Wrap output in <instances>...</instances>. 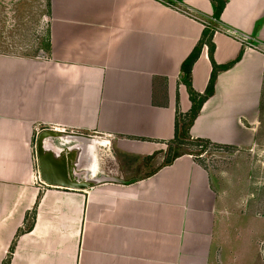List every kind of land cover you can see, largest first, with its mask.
Returning <instances> with one entry per match:
<instances>
[{
  "label": "crops",
  "instance_id": "obj_1",
  "mask_svg": "<svg viewBox=\"0 0 264 264\" xmlns=\"http://www.w3.org/2000/svg\"><path fill=\"white\" fill-rule=\"evenodd\" d=\"M226 1L215 19L211 0H49L47 49L0 51V264H264V215L243 212L238 170L215 174L194 154L169 162L163 151L192 107L182 64L212 21L214 60L232 64L189 134L261 153L264 54L237 36L264 48V0ZM13 2L40 18L44 2ZM212 70L205 45L197 92ZM43 130L106 142L113 164L98 150L94 175L116 181L46 183L35 160Z\"/></svg>",
  "mask_w": 264,
  "mask_h": 264
},
{
  "label": "rangeland",
  "instance_id": "obj_2",
  "mask_svg": "<svg viewBox=\"0 0 264 264\" xmlns=\"http://www.w3.org/2000/svg\"><path fill=\"white\" fill-rule=\"evenodd\" d=\"M14 2L13 0H0V51L34 55L47 49L49 0H39V3L44 2L43 10L39 11L40 18L35 19L30 11L32 5L25 3L26 9L24 12L26 13H22L18 10L17 3L14 5ZM18 13H20V17H18ZM262 132L263 139L260 140L258 148L261 151L260 154L251 151L249 154L240 156L233 149L214 144L201 149L199 146H192L187 141H184L183 144L171 141L166 142L165 145L163 144L165 161L177 154L191 152L215 174L219 173L226 176L223 171L230 172L232 168L238 170L237 174L240 181L234 183V187H236V189L234 188V196L236 198L242 197L244 200L243 212L246 214L260 212L264 215V120ZM93 135L89 134L91 137ZM98 150L108 166L112 165L113 162L109 159L111 157L110 152L105 147H100ZM35 154H37V151ZM239 160L244 163V167L237 166L236 163ZM229 186H231L229 189L233 187L230 183ZM249 220L247 219V226L251 225L252 228L253 226L256 228L257 224H250ZM262 225L264 226V224ZM261 243V245H264V241Z\"/></svg>",
  "mask_w": 264,
  "mask_h": 264
},
{
  "label": "water",
  "instance_id": "obj_3",
  "mask_svg": "<svg viewBox=\"0 0 264 264\" xmlns=\"http://www.w3.org/2000/svg\"><path fill=\"white\" fill-rule=\"evenodd\" d=\"M61 138L70 144L63 147L56 142ZM93 143L94 139L89 135L43 130L36 141L41 178L48 184L73 189H86L102 182L116 181L112 176H96L92 172L94 155L90 147ZM65 165L68 166L67 172Z\"/></svg>",
  "mask_w": 264,
  "mask_h": 264
},
{
  "label": "trees",
  "instance_id": "obj_4",
  "mask_svg": "<svg viewBox=\"0 0 264 264\" xmlns=\"http://www.w3.org/2000/svg\"><path fill=\"white\" fill-rule=\"evenodd\" d=\"M214 6V14L213 17L215 19H220L221 15L226 6V0H211ZM212 25L205 27L202 33V37L198 44L195 46L193 51L190 55L184 60L182 64V71L185 73L184 81L186 82L190 94V99L192 101V107L189 112L185 114H179V118H177L176 123V134L174 141L178 142L179 144H183L184 141H187L192 146H199L201 149H205L208 145L213 144L210 140H206L203 138H192L189 134V130L191 125L193 124L195 118L199 114L201 107L203 106L204 102L214 93L215 90V80L217 77V73L220 69H224L229 67L231 64L226 65H218L213 57L215 44L213 42V36L215 33V26L211 22ZM207 45L209 47V56L213 64V70L210 78L209 85L204 93L197 92L193 86L191 81V72L194 63L199 58L203 47ZM216 145V144H214ZM219 146V145H217ZM222 147V146H221ZM184 153H191V152H183L180 154L175 155L169 162H171L174 158L184 154ZM193 154V153H191ZM195 155V154H194ZM16 242L14 241L11 246V252L15 247ZM9 261V260H8ZM7 261V262H8ZM5 262V264L7 263Z\"/></svg>",
  "mask_w": 264,
  "mask_h": 264
},
{
  "label": "built area",
  "instance_id": "obj_5",
  "mask_svg": "<svg viewBox=\"0 0 264 264\" xmlns=\"http://www.w3.org/2000/svg\"><path fill=\"white\" fill-rule=\"evenodd\" d=\"M211 22H212V21H205V26H206V25H207V26L212 25ZM219 30H221V28H217V27H215V32H216V31H219ZM228 32L231 33V34H233V35H235V36H237V35L234 34V32L231 31V30H228ZM237 37H238L241 41L246 42V43H247L246 45H247L248 47H254V48H256V49H259V50L264 54V48H263V47H261V46H257V45H255V44H252V43L247 42V37H245V36H237ZM35 160H36V162H38V156H37V154H35Z\"/></svg>",
  "mask_w": 264,
  "mask_h": 264
},
{
  "label": "bare ground",
  "instance_id": "obj_6",
  "mask_svg": "<svg viewBox=\"0 0 264 264\" xmlns=\"http://www.w3.org/2000/svg\"><path fill=\"white\" fill-rule=\"evenodd\" d=\"M110 144V143H109ZM102 146H107V143L106 142H103V143H99L98 141H96L93 145H91V152H93V155H95L96 156V153H97V151H98V149L100 148V147H102ZM102 150H103V148H102ZM107 150V149H106ZM105 153V152H104ZM103 153V154H104ZM111 153V152H110ZM113 157V156H112ZM97 160V159H96ZM96 160H95V163H94V165H93V172H94V174H96V172H97V167H96ZM113 169V168H112Z\"/></svg>",
  "mask_w": 264,
  "mask_h": 264
}]
</instances>
